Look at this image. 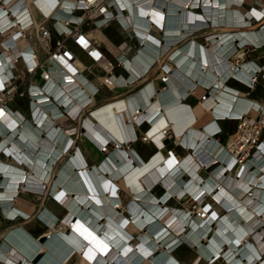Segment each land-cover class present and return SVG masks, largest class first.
I'll return each mask as SVG.
<instances>
[{
	"label": "bare ground",
	"instance_id": "6f19581e",
	"mask_svg": "<svg viewBox=\"0 0 264 264\" xmlns=\"http://www.w3.org/2000/svg\"><path fill=\"white\" fill-rule=\"evenodd\" d=\"M35 1L0 0V39H5L4 46L0 44V71L17 53L9 44L15 43L27 56L26 44L36 41L14 38L17 28H38L43 12L56 16L59 27L63 17H74L70 11L73 0H58L56 5L55 0ZM114 2L118 9L115 22L135 39L136 46L129 53L125 41L115 61L104 56L99 63L109 70L120 62L124 72L104 74V79L125 88L117 96L132 94L122 103L107 104L94 113V119L92 110L100 104L98 89L78 65L86 59L81 53L70 65L78 73L70 74L55 60L49 65L54 77L45 83L47 92L69 107L71 116L80 110L77 119L60 115L56 103L44 95L37 96L42 101L35 103L29 116L23 109L16 114L12 108L0 118V147L7 153H0V208L6 218L16 221L0 237V264H214L221 258L225 264H264V200L260 199L264 137L248 162L255 167L251 172L244 159L239 161L231 152L237 133L229 135L225 144L218 138L221 126L216 123L219 118L246 122L262 118L258 128L264 127V115H260L264 105L227 84L234 79L250 90L255 86L253 75L264 74V64L234 60L243 58L249 46L264 47V24L258 30L243 27L250 24L239 9L245 0ZM255 5L264 8V0ZM30 20L32 24L26 26ZM202 26L213 28L204 42L195 35L186 37L194 30L201 32L196 27ZM99 30L103 28L95 26L89 34L102 42L96 33ZM154 79L163 85L153 89L150 82ZM173 80H178L179 92ZM133 82L139 83L129 86ZM192 96L195 100L190 103ZM154 101L156 107L135 118L145 114ZM171 104L184 112L179 110L175 123L156 128L158 151L137 166L144 159L127 145L137 139L142 126V135L150 141L148 126L152 122L155 127L161 111ZM205 114L218 118L198 127ZM172 124H176L177 135ZM169 130L173 142L187 150L180 159L174 150L166 149ZM120 131L124 136L118 135ZM79 138L103 151L96 163H88L82 149L75 147ZM119 184L131 193L124 206L127 213L119 208ZM156 187L161 188L158 194ZM23 191L39 196L37 210L17 203ZM189 195L196 203L195 211L170 203ZM48 196L63 210L61 216L44 204ZM29 209L35 211L31 220L36 218L33 222L39 230L26 223ZM183 245L195 253L187 263L175 255ZM36 248H40L38 260L29 256Z\"/></svg>",
	"mask_w": 264,
	"mask_h": 264
},
{
	"label": "built area",
	"instance_id": "2783aa9c",
	"mask_svg": "<svg viewBox=\"0 0 264 264\" xmlns=\"http://www.w3.org/2000/svg\"><path fill=\"white\" fill-rule=\"evenodd\" d=\"M57 1L55 0V5L58 3ZM70 11L74 17H63L61 27L57 26L56 16L43 12L38 22V28L33 27L31 31H23V28L16 29L14 38L23 37L24 40L34 39L36 41L34 44H26L27 56L17 50L18 47L15 43L9 44V47L17 53L11 56L12 62L4 64L5 67L0 71V118L12 108L16 114L18 109H23L27 111L25 115L29 116L35 103L39 105L38 103L42 101L38 100L37 96L44 95V98L56 103L60 115L66 114L72 119H77L80 110L75 116H71L69 107L58 101L45 88L46 81L54 77L49 65L55 60L74 75L78 73V69L75 67V70H71L70 65L73 66L76 56L83 53L97 73L108 76L113 74L115 65L109 70L101 67L99 62L104 59V56H108L100 41L90 36L89 31L95 26L105 28L111 24L119 23L115 22L118 21V9L114 0H73ZM31 24L32 20L26 26ZM122 28L125 29L123 26ZM4 42L5 39H0V44L3 46ZM8 70H11V73L8 76L4 75ZM253 77H255V82L257 74H254ZM260 115H264V111ZM250 119L248 118L247 122L239 119L240 122L235 133H237L236 145L240 147L235 148V145L231 149V152L236 154V159L239 161L244 159L242 161L244 164H248L260 145L261 138L264 137V127L258 128L262 118ZM219 130L222 132V127ZM167 135L172 137L173 133L169 130ZM143 138L145 139V135ZM168 151L171 152L172 149ZM1 152L6 153L4 147H0ZM248 169H251V172L255 171V167L250 163Z\"/></svg>",
	"mask_w": 264,
	"mask_h": 264
},
{
	"label": "rangeland",
	"instance_id": "374dc122",
	"mask_svg": "<svg viewBox=\"0 0 264 264\" xmlns=\"http://www.w3.org/2000/svg\"><path fill=\"white\" fill-rule=\"evenodd\" d=\"M256 1L257 0H245L243 6L239 7V9L243 12V16L244 17L248 16L247 19L249 20L250 24L243 26L244 28L247 27L246 29L258 30L261 28L262 24H264V8H258L255 5ZM249 14L250 15L252 14L251 17L249 16ZM214 26H216V25H214ZM214 26L212 25L211 27H214ZM196 28H195L196 32L197 31H201V32H198V33L194 32L195 34H193V35H195L197 39H199L200 41H203V42L205 41L206 36H207L205 34H207L209 31L213 30V28H211V30L205 29L206 27H203V26L200 29H198V27H196ZM207 28H208V26H207ZM233 28H242V26H236ZM96 33H97V35H101L102 38L104 37L103 39H101L102 42H100V43L103 46V48L105 49L108 58L111 59L112 61H115L114 56H116V54L118 53L117 51L120 49V46L125 41H127V48H128L129 53L133 52L135 49V46H136L135 39L129 38L128 33L126 31L121 30L117 24H111V25L103 28L102 32L96 31ZM168 51H170V49H168L167 52ZM242 59H244V61L246 60V62L253 59V60L257 61L260 65L264 64V47L256 45L255 48H252V46H249L248 49H246V53H245L243 58L237 57L234 60L237 61V60H242ZM114 65H115L114 70H113L114 73H119L122 71L121 67H120V65H121L120 62H118V61L114 62ZM229 83L237 86L240 89L247 90V87H245L244 85H242L236 81L231 80V81H229ZM251 91H252V95L255 96L259 100L260 104L264 105V74H262V72H260V71L257 72V80L255 81V86L253 89H251ZM246 96L251 97L249 95H246ZM108 98L109 97H104L103 99H101V101H99V103L106 101V99H108ZM194 100H195V98L193 97L191 99V102H194ZM206 115H208V114L203 115V117L200 119V121L205 120ZM200 121H199V123H200ZM239 122H240L239 119H233V118L225 119L222 121L220 120L222 132L218 135L219 140L221 142L227 144L228 136L231 134H234L237 131ZM143 128H144V126H142L141 129L137 130L138 138L135 141L130 142V145L132 148L136 149V151L139 153V155L143 159L149 160L151 157V153H152L154 148H153L150 141L143 138V135H142V129ZM173 136H174V134L172 135V137H168L169 140H168V142H166V149L174 150L172 153L175 154V156H177L180 159V158H182L181 156L185 155L187 150L182 149L179 144L174 143L173 142V140H174ZM76 142H77V146H79L82 149V151L84 152V154L86 155L88 163H90V164L96 163L98 161V158L104 154L103 151L95 149L96 146L94 143L93 144L95 147H93L92 145L87 143V141L84 140L83 138L76 139ZM83 144H85L86 149H85ZM112 146H114V145L109 144V147H112ZM87 149H88V152L86 151ZM93 153H96L97 157H93L94 156ZM224 171H225V169H224ZM262 188H264V187H262ZM154 191L158 194V193H160L161 188L156 187L154 189ZM117 192L119 193V196L122 200L121 209L125 213H127V211H125V209H124L125 208L124 206L127 203V200L130 198L131 194H130L129 190L126 187L122 186L121 184L118 185ZM26 193H27V195H26ZM29 193L30 192H26V191L25 192L23 191L22 193H20L17 203L24 204V206L20 205V204L19 205L22 208L23 207L26 208L27 206L25 204H27V203L22 202L21 201V198H22L23 200L32 203V205H29V204H27V205H29L32 208H34L35 210H37L40 198H39V196H35L34 193H30V194ZM49 197L50 196H48L44 200V204H46L49 207H51L52 209L56 210L55 212H57L58 216H61L63 213V210L58 209V207L54 204V202L51 199H49ZM260 199L264 200V189H262ZM170 203L174 204V205H179L181 207H188L190 211L196 210V208H195L196 203L190 195L186 196L182 199L175 197V199L173 198ZM218 211L223 212V210L220 208L218 209ZM34 213H35V211H32V209L29 211V214L27 215V217H25L28 219V221L26 223L29 224V226H31L33 229L39 230V226L37 224H35V222H33V221H35L36 218L31 220V217L34 216ZM9 219H11V218H9ZM15 223H16V221L12 222V221H9L8 219H6L2 215L1 208H0V237L4 233V231L8 225H12ZM36 249L38 250L40 248H36ZM194 254L195 253H194L192 247H187L184 245L179 250H177V252H176L177 257L179 259L184 260L185 263H187L194 256ZM33 257H35V256H33ZM220 263L225 264V262L222 258L218 259L214 262V264H220Z\"/></svg>",
	"mask_w": 264,
	"mask_h": 264
},
{
	"label": "crops",
	"instance_id": "0c3cea01",
	"mask_svg": "<svg viewBox=\"0 0 264 264\" xmlns=\"http://www.w3.org/2000/svg\"><path fill=\"white\" fill-rule=\"evenodd\" d=\"M36 16V15H35ZM37 17V16H36ZM103 30H99V32H102ZM194 34V31H193V33L191 32V33H189L188 35H186V37L188 36V37H190V36H194L193 35ZM98 36H100V38L102 37L101 35H98ZM185 37H183V39H184ZM101 39H103V38H101ZM118 52V51H117ZM116 52V53H117ZM172 61L175 63V61L172 59ZM82 64L81 63H79L78 65L82 68V73L91 81V83H93L95 86H96V88L98 89V92H97V94H96V100L99 102V101H101V99H103L104 97H109L108 99L109 100H107V101H104V102H101L99 105H97V106H95L94 108H93V110H92V115L91 114H89V115H91L94 119H96V117L94 116V113L95 112H98V111H101L103 108H104V106H106L107 104H110V103H115L116 101H119L120 103H122L123 102V99L127 96V95H130V94H132V92L130 93V94H125V95H123V96H117V95H120L121 93H125L126 92V90H125V88H123V86H119V85H115L114 83H111V82H109V81H107L106 79H104V74H99V73H97L95 70H94V67H89L88 65H89V63L86 61V59H84V57L82 58ZM257 62V61H256ZM83 66V67H82ZM126 67V66H125ZM127 69H128V67H126ZM121 72H124V70L121 68ZM129 70V69H128ZM130 71V70H129ZM131 72V71H130ZM96 76V77H95ZM129 76H130V73H129ZM190 76V75H189ZM188 76V77H189ZM104 79V80H103ZM145 79V78H144ZM232 81H236V80H234V79H231ZM231 80H229V81H231ZM226 81V80H225ZM229 81L227 82V84L228 85H230L231 87H235L236 89H238V92H240V93H245V94H247V95H249V96H251L256 102H259V100L255 97V96H253L252 95V91H251V89L250 90H243V89H241L240 90V88H238L237 86H235V85H233V84H231V83H229ZM140 82V81H139ZM138 82V83H139ZM174 82H176V85H175V88H176V90H177V92H179V89H180V85H178V80H173V82L172 83H174ZM236 82H238V83H240L239 81H236ZM103 83V84H102ZM137 82H133L131 85H129V86H134V85H136V84H138ZM150 84L152 85L151 87L153 88V89H157V88H160L162 85H163V83L162 82H160L159 80H156V79H154V80H152V82H150ZM175 84V83H174ZM240 84H242V83H240ZM243 85V84H242ZM128 86V87H129ZM144 86V85H143ZM142 86V87H143ZM245 86V85H244ZM142 87H139V88H135L134 89V91L133 92H135L136 90H138V89H140V88H142ZM246 87V86H245ZM151 88V89H152ZM181 88H183V86L181 87ZM107 92H106V91ZM193 95L195 96V97H197L198 95L196 94V93H193ZM115 96V97H114ZM112 97H114V98H112ZM255 97V98H254ZM110 98H112V99H110ZM193 98V96L192 97H190L189 99H188V101L190 102V103H193V102H191V99ZM182 99V98H181ZM183 102H185V104H186V106H187V108H188V103L186 102V101H183ZM260 103V102H259ZM174 105L175 104H171V105H168V106H166L165 107V110H162L161 111V114L159 115V117L157 118V125L155 126V127H153V124H152V122H151V124L148 126V128L150 127V129H149V131H148V135L150 136V142H151V144H152V146H153V151H152V153H151V157L153 156V154H155L157 151H158V148H159V144L158 143H156L155 141H154V138L155 139H158V130L156 129V128H158V126H163V125H165V123H167V122H171V123H175L174 121L178 118V112H179V110H181V109H179V107L177 106V107H174ZM157 106V102H155L154 101V103H153V106H151L148 110H147V112L145 113V114H143V115H137L135 118H142V117H144L146 114H148L154 107H156ZM184 109H186V108H184ZM181 111H183V110H181ZM184 112V111H183ZM88 114V113H87ZM86 114V115H87ZM157 115V116H158ZM212 117H214V115H210V114H208V115H206V117H205V120H203V121H200V123L198 124V127H200V126H202L203 124H204V122H207V121H209ZM116 118H117V120H118V125H121V123H120V116L117 114L116 115ZM215 119L216 118H218V117H214ZM226 118V117H225ZM93 119V120H94ZM220 120L222 121V120H225V119H223V118H219V120L218 121H216V123L217 124H219L220 126H221V124H220ZM175 126H176V124L174 125V124H172V128H173V130H174V133L177 135V133H176V130H175ZM123 126L121 125V128H122ZM148 128H146V129H148ZM145 129V130H146ZM153 131H155V133H154V135L155 136H153V135H151L150 133H152ZM123 133V132H122ZM121 133V131L118 133V135L121 137V136H124L123 134ZM80 139V138H79ZM90 139V138H89ZM127 146H131L130 145V143H129V145H127ZM161 147H163V145H160ZM75 147L77 148L78 146H77V142L75 143ZM76 148H75V150H76ZM73 149V148H72ZM85 149H86V147H85ZM136 150V149H135ZM150 157V158H151ZM181 157H183V156H181ZM149 160H145L144 159V162L143 163H141V164H139V165H137V166H143L146 162H148ZM130 192V191H129ZM131 194V193H130ZM131 197V196H130ZM130 199V198H129ZM128 199V200H129ZM127 200V201H128ZM21 201L22 202H24V203H27V204H29V205H32V203H30V202H28V201H25V200H23L22 198H21ZM121 202H122V200H121V198H120V204H119V208L121 209ZM51 208V207H50ZM125 209V208H124ZM54 210V209H53ZM54 211H56V210H54ZM125 211H126V209H125ZM2 212V211H1ZM57 213V212H56ZM2 215L4 216V214H3V212H2ZM5 217V216H4ZM6 218V217H5ZM6 219H8L9 221H11L10 219H9V217L8 218H6ZM31 227V226H30ZM135 231V230H134ZM37 249H32L30 252H29V256L31 257V258H33V259H37ZM175 255H176V252H175ZM33 256H35V257H33ZM177 256V255H176ZM192 259V258H191ZM190 259V260H191ZM38 260V259H37ZM180 260H182V259H180ZM189 260V261H190ZM182 261H184V260H182ZM188 261V262H189Z\"/></svg>",
	"mask_w": 264,
	"mask_h": 264
},
{
	"label": "water",
	"instance_id": "95a60500",
	"mask_svg": "<svg viewBox=\"0 0 264 264\" xmlns=\"http://www.w3.org/2000/svg\"><path fill=\"white\" fill-rule=\"evenodd\" d=\"M168 140H169V139L166 138V139H165V142H168ZM40 238L43 240V239H44V235H42Z\"/></svg>",
	"mask_w": 264,
	"mask_h": 264
}]
</instances>
